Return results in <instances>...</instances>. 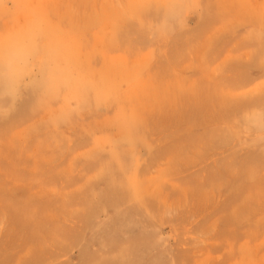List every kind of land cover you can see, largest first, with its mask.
Instances as JSON below:
<instances>
[{
    "label": "rangeland",
    "instance_id": "374dc122",
    "mask_svg": "<svg viewBox=\"0 0 264 264\" xmlns=\"http://www.w3.org/2000/svg\"><path fill=\"white\" fill-rule=\"evenodd\" d=\"M0 264H264V0H0Z\"/></svg>",
    "mask_w": 264,
    "mask_h": 264
}]
</instances>
